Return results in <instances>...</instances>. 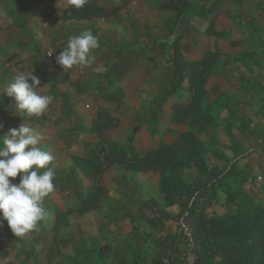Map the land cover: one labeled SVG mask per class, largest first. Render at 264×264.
Wrapping results in <instances>:
<instances>
[{
	"label": "rangeland",
	"instance_id": "1",
	"mask_svg": "<svg viewBox=\"0 0 264 264\" xmlns=\"http://www.w3.org/2000/svg\"><path fill=\"white\" fill-rule=\"evenodd\" d=\"M6 1L9 3V0ZM18 1L20 6L14 4L18 3L16 0L8 6L12 7L10 11L20 8L19 19L25 23L29 34L21 28L17 33L16 29L17 34L13 37L15 40L10 41L11 32L7 28L9 25L5 28L0 26V29H5L0 32L4 41H8L7 48H4L5 52H8L7 63L14 56V53H9L10 49L19 53V69L13 75H10L9 70L1 74L0 89L11 82L17 73L32 72L40 78V91L48 96V86L32 64V46L36 43L43 54L41 64L47 79L55 85L60 96L51 100L44 115L21 117L12 112L11 98L0 93V106L3 108L0 110V124H3L0 135L18 127L22 122L40 131L44 139L39 146L54 157L49 166L55 173V190L43 199L42 206L47 216L29 236L15 237L7 222H2L0 264H131L134 261H148L154 251L150 240L176 229V225L169 222L164 228L152 230L140 217V200L154 197L161 203L156 174L132 173L122 166L115 165L103 179L106 191L100 210L70 217L69 226L59 232V241L56 244L52 241L51 222L56 209L76 206L77 194L87 184L81 173L74 169L72 157L85 153L81 139L88 140L98 147L99 138L76 129V125L85 127L97 111H109L119 117L121 123L111 129L108 136L126 156L130 155L127 147L132 135L133 147L137 153L144 154L159 143H170L179 131L195 132V129L188 125L170 122L169 103L172 100L188 98L185 84L173 92L168 79L173 73V68L166 58V49L170 35L179 32L178 24L173 17L160 11L158 0H131L129 11L123 18L118 19V27L113 29L112 34L107 35L105 28L109 27L108 21L92 19L63 22L61 10L66 0ZM262 2L264 3V0ZM250 10L251 7L246 4L238 9L241 21L248 17ZM43 13L48 16H43ZM261 15L262 18L257 19L258 22L255 18L249 27L244 25L245 29L249 28L258 33L253 35L255 41L246 43L245 46L246 50H254L258 54L257 58L242 63L248 67H243L242 73L246 81L239 82V88H234L235 83L231 85L232 92H235L233 97L224 96L217 100L214 107L217 127L197 133L207 148V164L218 168L232 164L234 167L226 183L254 202L263 200L264 195V85L261 86L264 84V44L260 41L264 29L256 30L254 27L257 23H263L264 13ZM158 21H163L164 24L160 26ZM204 29L203 23L195 24L187 30L185 41H182L186 50L196 49L193 51L199 54L204 44L216 49V39L207 37ZM85 30L97 36L100 41V47L90 53L95 56V62L87 67H74L64 71L56 63L55 56L67 46L70 36H78ZM114 48L121 49L116 51ZM52 51L53 54L49 55ZM1 60L4 61L5 58ZM115 62H118V65L114 74L109 76V70ZM226 64L221 61L213 69L207 103L218 93L219 77L227 76L224 72ZM176 73L174 70V75ZM231 75L238 78L237 73ZM248 80L253 82L251 86L246 83ZM74 83L84 86L82 95L76 93ZM118 85L124 87L126 94L120 108L100 99L101 87L111 91ZM241 85L254 89L249 88L250 94H247V90L240 88ZM169 91L174 94L163 104L161 100ZM98 150L102 154L106 148L102 146ZM195 176L194 171L185 170L183 178L190 182ZM18 181L19 176L13 180L14 183ZM214 194V210L217 213H223L226 209L234 212L233 206L226 205L225 193L221 188H216ZM176 210L177 208H174L170 211ZM90 249L96 251L87 254ZM79 251H82V256L72 263L67 256ZM191 263L189 258V264Z\"/></svg>",
	"mask_w": 264,
	"mask_h": 264
},
{
	"label": "trees",
	"instance_id": "2",
	"mask_svg": "<svg viewBox=\"0 0 264 264\" xmlns=\"http://www.w3.org/2000/svg\"><path fill=\"white\" fill-rule=\"evenodd\" d=\"M211 1V5L207 7L204 0H160L159 7L175 12L181 32L188 27L192 16L207 18L209 12L206 35L227 38V32L216 29L215 16L211 14H217L229 1L241 5L244 0ZM128 2L129 0H121L119 4L107 7L95 0H88L79 10L68 4L61 17L63 21L106 19L118 16L119 11L126 7ZM227 14L234 19L232 13ZM18 25L24 28L20 23ZM181 32L170 40L166 50H173L171 61L177 71L171 88L176 90L185 84L188 98L176 99L170 104V122L188 125L194 128L195 132L179 131L170 143H159L144 154L137 153L133 147L132 135L127 147L130 155L126 156L108 136V132L120 123L119 117L109 111L99 110L85 127L76 125V129L98 137L99 144L96 147L82 140L85 153L72 157L74 169L81 173L87 184L77 194L76 207L56 209L53 212V243H58V234L69 226L72 214L83 216L101 208L106 191L103 185L104 175L113 165H119L132 173H154L158 177L157 188L161 203L154 197L140 200V217L146 221L147 226L158 230L166 227L169 222L176 225L175 231L150 240L154 251L148 261H134L131 264H189V258L192 260L191 264H264V195L263 200L254 202L238 189L228 185L226 182L234 166L230 164L224 168L210 167L205 157L207 148L197 135L218 125L214 112L217 103H207L205 86L214 67L221 62L222 53L204 46L198 60L186 61L180 50ZM33 46L39 53V59L34 63L36 72L49 84L51 93L58 95L53 84L43 74L44 68L40 60L42 54L38 45L34 43ZM119 49L121 48H114L116 51ZM248 54L246 51L241 52L235 61L246 60L245 56ZM223 59L226 60L227 57ZM74 89L79 95L84 93L82 84L74 83ZM125 95L122 86L111 91L100 88V99L116 108L123 105ZM172 95V91L167 92L161 102L164 103ZM67 108L69 109L68 106ZM155 115L154 113L153 116ZM230 138L234 142L231 134ZM102 146H105L106 150L100 154L98 148ZM185 170L196 173L192 181L184 180ZM216 188L223 190L226 205L233 206L234 212L226 209L223 213H217L214 210ZM174 208L177 210L171 212ZM95 251L89 250L87 254H93ZM81 256L82 251H79L67 258L74 263Z\"/></svg>",
	"mask_w": 264,
	"mask_h": 264
},
{
	"label": "clouds",
	"instance_id": "3",
	"mask_svg": "<svg viewBox=\"0 0 264 264\" xmlns=\"http://www.w3.org/2000/svg\"><path fill=\"white\" fill-rule=\"evenodd\" d=\"M67 2L79 10L88 0ZM99 47V38L85 30L78 36H70L67 46L55 56V60L64 71L87 67L95 62L91 51ZM53 51L48 54L52 55ZM40 84V78L32 72L17 73L0 89V93L11 98L14 114L40 117L51 103L50 97L40 91ZM2 127L3 124H0ZM42 139L44 136L40 131L23 122L0 135V226L6 221L18 238L29 236L46 218L43 199L55 190V173L49 166L54 157L39 146ZM17 176L19 181L14 183Z\"/></svg>",
	"mask_w": 264,
	"mask_h": 264
},
{
	"label": "crops",
	"instance_id": "4",
	"mask_svg": "<svg viewBox=\"0 0 264 264\" xmlns=\"http://www.w3.org/2000/svg\"><path fill=\"white\" fill-rule=\"evenodd\" d=\"M63 1V0H62ZM97 1L99 4L103 5V6H107V7H110V6H114V5H117L120 3L121 0H95ZM188 1H193V0H188ZM205 1V5L210 6L212 1L211 0H204ZM8 1L6 0H0V26L2 28H5L7 25V28L9 29V31L11 32L10 36H11V39L10 41L12 40H15V38H13L14 36H16V34L18 33V30L21 28L23 29L24 31H26L28 34V28L27 26L25 25V23L19 19V16H20V8H18L17 10H11L10 9L12 7L9 8L8 5H12L14 1L11 2V0H9V3H7ZM16 2L18 3H14L15 5L17 6H20V2L18 0H16ZM159 2L160 0H158V8L160 9V11L162 13H164L165 15H170L171 17H173L175 19V22L178 24L177 20H176V14L174 11L172 10H169V9H161L159 7ZM130 3H131V0H129V2L127 3L126 7H124L122 10L119 11V14L118 16H111L109 18H94L93 20H101V21H108L109 23V27L105 28V32L107 35H111L112 32H113V29L117 28L118 27V21L123 18L125 16V13L127 11H129V7H130ZM234 4V5H233ZM244 4L246 5H249V7H251V10L248 14V17L245 19V20H240L239 18V15H238V9L243 6ZM68 6V2L66 0V4L65 6L62 8L61 10V15H62V11ZM3 9V10H2ZM14 11V12H12ZM228 12L232 13L235 17L234 19H231L229 16H228ZM208 13V16L210 15L209 12ZM264 13V3L262 2V0H257L256 2L253 0H244L243 3L241 5H238L236 4L235 2L233 1H229L227 2L226 4H224L220 10H218V13L216 14L213 13L211 15H214L215 18H214V23H215V27L217 30L219 31H223V32H227L228 36L227 38H215V37H210V36H207L206 33H205V30L207 28V25H208V16L207 18L205 17H200V16H192L189 20V25L188 27L183 31L181 32V28L179 27V24L177 26V28L179 29V32L178 33H182V39H181V42H180V50H181V53H182V56L183 58L186 60V61H193V60H198L201 55H202V49L204 48V46H207L209 47L208 45H202V48H201V51L200 53H196L195 51L193 50H196V49H191V50H186L184 48V44L182 43L183 39H184V35L185 33L187 32V30L189 31V29L191 28V26H195V24H205V29H204V33L207 37H210V38H214L216 39V49L220 51V53H222L221 55V61H223L226 66H224V72L225 74L227 75L226 77L224 76H220L219 79H218V84H219V89H218V93L216 95V97L212 100L213 102H216L217 103V100L218 99H221L222 97H226V96H230L233 97V94H235V92L233 91L232 92V84L235 83V87L234 88H239V82H242V81H246L244 79V76L242 75L244 69L243 67H246L248 68L247 66L245 65H242V63H245L248 59H254V58H257L258 57V54L256 53V51L254 50H246L245 46H246V43H252L254 42V33H256L255 31H251L249 28H244L245 26H250L251 25V21L254 19L257 21V19H261L262 18V15ZM43 16H48V14L46 13H43ZM62 19V17H61ZM119 19V20H118ZM63 21V20H62ZM75 21H89V20H75ZM64 22V21H63ZM258 22V21H257ZM18 23H20L21 25L24 26V28L20 27L18 25ZM158 23L161 25L164 24L163 21L159 22ZM245 25V26H244ZM243 26V27H242ZM254 27H256L257 29L256 30H261L260 28L264 29V21L263 23H260V24H255ZM110 28V29H109ZM16 29H17V33H16ZM109 29V30H108ZM164 29V28H163ZM5 30V29H3ZM2 29H0V32H3ZM166 31V29H165ZM164 30H162V32H165ZM178 33H175V34H171L170 35V40L173 39L175 37L176 34ZM247 34V35H246ZM258 34V33H256ZM263 34H264V31H263ZM185 41V39H184ZM261 41V44H264V35L262 37V39L260 40ZM170 42V41H169ZM260 43V42H258ZM34 44V43H33ZM168 45V44H167ZM8 46V41H4V37H3V34L0 33V76L2 73H4L5 70H9L10 72V75H13L17 69H19V65H18V56H19V53L16 52V50H13V49H10L9 50V53H14V56L13 58L7 63V58H6V55L8 52H5V49L7 48ZM39 46V45H38ZM11 47H13V45H11ZM5 48V49H4ZM33 48V68L35 70V66H34V63L37 59H39V53L36 52V50L34 49V46H32ZM210 48V47H209ZM40 49V48H39ZM211 49V48H210ZM216 49H212V50H216ZM249 52L248 55L245 56V59L244 61H241V62H236V58H238L241 54V52ZM41 52V51H40ZM42 54V53H41ZM13 55V54H11ZM36 55V56H35ZM115 55V54H114ZM173 55V50H170L169 52H167L166 50V58L169 59V63L171 65V68H173V73L170 75V77L168 78L169 79V84L171 85L172 83V79L174 77V63L171 61V56ZM43 56V54H42ZM227 57L226 60H224L223 58ZM1 58H5L4 61L1 60ZM42 58V57H41ZM40 58V60H41ZM21 59V58H20ZM118 60V59H117ZM7 63V64H6ZM23 64V63H22ZM232 64V65H230ZM118 65V62H115V64L111 67V69L109 70V76L113 75L114 74V70L116 69ZM23 66V65H21ZM115 66V67H114ZM165 66V64L163 65ZM166 67H168L166 65ZM44 68V67H43ZM153 70V69H152ZM36 71V70H35ZM112 72V74H111ZM146 71L144 70V73ZM38 73V72H37ZM152 73V71L150 72V74ZM231 73H237L238 74V78L234 75H231ZM39 74V73H38ZM45 76V70H44V73H43ZM147 74V73H146ZM41 76V75H40ZM42 78V77H41ZM211 78H212V74L210 75L207 83H206V89H207V98H208V95H209V82L211 81ZM237 78V79H235ZM46 79H47V76H46ZM43 80V79H42ZM48 80V79H47ZM251 80V79H250ZM248 80L246 83H248V85H252V81ZM3 81V80H2ZM46 85L48 86V90H47V93H48V96L50 97V100H56L59 96H60V92L57 90L58 92V95H54L53 93H51L50 91V86L49 84L43 80ZM49 81V80H48ZM81 81V80H80ZM50 83H52L51 81H49ZM81 83V82H80ZM250 83V84H249ZM53 84V83H52ZM264 85L263 83L261 84V86ZM53 86L55 87V85L53 84ZM118 86H121V85H118ZM116 86V87H118ZM124 88V87H123ZM241 89H243L244 91L247 90V94L249 93L250 94V90L249 88H252L254 89L253 87H244V86H240ZM173 93V92H172ZM167 94V93H166ZM165 94V95H166ZM174 94V93H173ZM164 95V96H165ZM126 96V95H125ZM173 96V95H172ZM171 96V97H172ZM170 97V98H171ZM235 97V96H234ZM236 99V97H235ZM168 100V99H167ZM207 100V99H206ZM238 100V99H236ZM264 100V99H262ZM174 100H172L170 103H169V109H170V104L173 102ZM211 101V102H212ZM239 101V100H238ZM166 102V101H165ZM165 102L163 104H165ZM241 102V101H240ZM64 104H65V101H64ZM0 110H3V108L0 106ZM215 112V111H214ZM171 113V111H170ZM112 114V113H111ZM114 115V114H113ZM116 116V115H114ZM121 123V121H120ZM215 128V127H213ZM76 131V130H75ZM84 131V130H82ZM137 131V129H136ZM77 132V131H76ZM86 132V131H84ZM79 133V131H78ZM88 133V132H86ZM88 134H92V133H88ZM88 141V140H86ZM89 142V141H88ZM80 143H82V139L80 140ZM132 144H133V141H132ZM155 148V147H154ZM153 149V148H152ZM151 150V149H150ZM149 150V151H150ZM80 155V154H79ZM75 156V155H74ZM115 165H113L111 168H113ZM108 173V172H107ZM107 173L105 175H107ZM146 174H149V173H146ZM154 174V173H153ZM104 175V177H105ZM104 179V178H103ZM87 181V180H86ZM264 183V182H263ZM261 185V184H260ZM104 198L105 196L103 197V200L101 201V208L103 206V201H104ZM76 207V206H75ZM67 208V207H66ZM101 208L99 209H96L94 211H97V210H100ZM61 209H65V208H61ZM137 210V208H136ZM92 211V212H94ZM90 212V213H92ZM88 213V214H90ZM87 215V214H86ZM74 216H80L76 213L72 214L71 217H74ZM107 243V241H106ZM91 250V249H90Z\"/></svg>",
	"mask_w": 264,
	"mask_h": 264
},
{
	"label": "water",
	"instance_id": "5",
	"mask_svg": "<svg viewBox=\"0 0 264 264\" xmlns=\"http://www.w3.org/2000/svg\"><path fill=\"white\" fill-rule=\"evenodd\" d=\"M174 68H175V66H174ZM175 71H176V69H175ZM175 90L173 89V92H174Z\"/></svg>",
	"mask_w": 264,
	"mask_h": 264
},
{
	"label": "built area",
	"instance_id": "6",
	"mask_svg": "<svg viewBox=\"0 0 264 264\" xmlns=\"http://www.w3.org/2000/svg\"><path fill=\"white\" fill-rule=\"evenodd\" d=\"M135 3V2H134Z\"/></svg>",
	"mask_w": 264,
	"mask_h": 264
}]
</instances>
